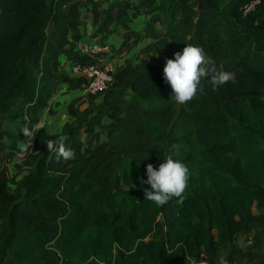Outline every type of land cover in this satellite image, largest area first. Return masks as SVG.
I'll return each instance as SVG.
<instances>
[{"label":"trees","instance_id":"trees-1","mask_svg":"<svg viewBox=\"0 0 264 264\" xmlns=\"http://www.w3.org/2000/svg\"><path fill=\"white\" fill-rule=\"evenodd\" d=\"M85 4L97 28L104 20L101 29L115 11V27L123 24L130 9L117 1L98 11L96 0H0V157L18 155L27 140L21 129L35 127L47 108L51 83L63 79L53 62L81 25ZM153 7L144 28L152 42L140 50L147 58L115 72L59 135L38 130L25 154L32 169L12 192L0 179V264H216L237 235L251 233L260 254L264 0H154ZM189 43L236 78L216 90L205 80L203 92L180 105L163 67ZM85 63V56L72 60ZM60 135L75 159L57 161L47 151L46 141ZM167 155L191 175L183 202L156 206L141 179L147 164L158 167Z\"/></svg>","mask_w":264,"mask_h":264},{"label":"crops","instance_id":"crops-1","mask_svg":"<svg viewBox=\"0 0 264 264\" xmlns=\"http://www.w3.org/2000/svg\"><path fill=\"white\" fill-rule=\"evenodd\" d=\"M116 1L128 3L130 6V9L125 10L127 20L123 24L115 27L114 23L120 16L115 11L112 23L101 29L104 24V20L101 19L99 21L100 27L97 28L93 23L91 8L87 4L83 5L81 7V25L76 32L69 35V43L65 48L64 55L53 62L54 73L63 79L51 83L53 96L47 108L39 114L35 125L43 124L42 129H45L50 136L59 135L64 125L73 123L88 108L89 96L84 91L79 77L72 72V60L84 57L83 51L86 46H107V52L98 54L91 60L99 65H110L114 73L126 64L147 58L146 55L140 54V50L152 42L144 28L151 15L155 13L154 0L149 9L144 6L141 0H96V9L102 11ZM146 3L149 2L146 0ZM134 16L139 19V22L145 24L140 28H135L134 24L128 21ZM129 23L131 26H128ZM156 31L160 32L161 27L160 31L157 29ZM31 169L32 165L25 155H1L0 157V179L7 181V186L11 192ZM232 246L233 244L224 251L230 250Z\"/></svg>","mask_w":264,"mask_h":264},{"label":"clouds","instance_id":"clouds-1","mask_svg":"<svg viewBox=\"0 0 264 264\" xmlns=\"http://www.w3.org/2000/svg\"><path fill=\"white\" fill-rule=\"evenodd\" d=\"M173 55V59L165 61L163 79L175 93L172 100L177 104H187L198 92H203L202 82L205 80L212 85L213 90L235 81V73L224 70L223 66L218 67L211 63L200 46L189 43L182 51H177ZM42 128L43 124L21 129L27 140L18 143V155L23 156L28 153L32 148L35 133ZM66 140V136L60 135L58 140L46 141L47 151L54 153L57 161L61 158L65 161L75 159V152L66 146ZM190 175L187 165L174 159L171 155H167L158 167H154L151 163L147 164V179H141L142 184L150 186V188L144 189L145 199L153 202L156 206H163L173 197L177 198L179 202H183ZM187 264H203V262L193 258L187 260ZM219 264H227V260L221 258Z\"/></svg>","mask_w":264,"mask_h":264},{"label":"rangeland","instance_id":"rangeland-1","mask_svg":"<svg viewBox=\"0 0 264 264\" xmlns=\"http://www.w3.org/2000/svg\"><path fill=\"white\" fill-rule=\"evenodd\" d=\"M144 3V6L148 9L151 8V2L153 0H147L149 3H146V0H141ZM126 10V9H125ZM129 22L134 24L135 28L142 27L145 23L139 22V19L134 16L131 20L128 19ZM128 26H131L129 23ZM160 23H156L154 25V29L160 31ZM158 32V31H157ZM136 38L135 36H133ZM169 54V51L165 50L160 53L159 56L153 58V62H156L158 59ZM253 214H257L258 211L256 209L252 210ZM256 228L253 227L252 231L254 232ZM252 235L240 234L233 239V246L230 250L219 253L216 264H219V260L224 258L227 260V264H264V243L261 246L260 254L257 253V250L252 247ZM158 235L157 233L153 238L150 239V246L155 249L158 247Z\"/></svg>","mask_w":264,"mask_h":264},{"label":"built area","instance_id":"built-area-1","mask_svg":"<svg viewBox=\"0 0 264 264\" xmlns=\"http://www.w3.org/2000/svg\"><path fill=\"white\" fill-rule=\"evenodd\" d=\"M252 7L246 8L245 11L251 10ZM107 46L88 45L83 53L90 63L72 64V72L82 82L84 91L88 96H97L108 89L113 84L114 71L108 64H96L91 59L98 54L107 52ZM92 62V63H91ZM1 208V206H0Z\"/></svg>","mask_w":264,"mask_h":264}]
</instances>
